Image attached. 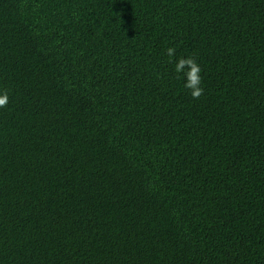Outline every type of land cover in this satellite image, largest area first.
<instances>
[{"label": "trees", "instance_id": "1", "mask_svg": "<svg viewBox=\"0 0 264 264\" xmlns=\"http://www.w3.org/2000/svg\"><path fill=\"white\" fill-rule=\"evenodd\" d=\"M4 89L0 264H264V0H0Z\"/></svg>", "mask_w": 264, "mask_h": 264}, {"label": "clouds", "instance_id": "2", "mask_svg": "<svg viewBox=\"0 0 264 264\" xmlns=\"http://www.w3.org/2000/svg\"><path fill=\"white\" fill-rule=\"evenodd\" d=\"M175 53L174 47H169L166 50V54L169 57H172ZM185 68L187 71L184 72V76L186 77L185 87L191 90V96L193 99H199L200 96L203 95V88L201 85V68L199 64L196 62L195 58L189 56L187 58H178L177 63L175 65L176 73H181ZM9 99V91L4 89L0 91V108H5L8 104Z\"/></svg>", "mask_w": 264, "mask_h": 264}]
</instances>
